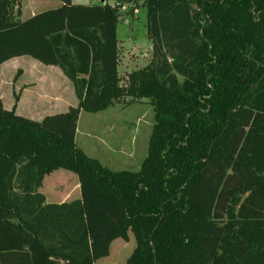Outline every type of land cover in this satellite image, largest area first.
<instances>
[{
	"label": "trees",
	"instance_id": "trees-1",
	"mask_svg": "<svg viewBox=\"0 0 264 264\" xmlns=\"http://www.w3.org/2000/svg\"><path fill=\"white\" fill-rule=\"evenodd\" d=\"M58 1L21 21L0 0V65L56 66L77 98L39 122L0 101V264H94L129 232L125 264H264V0H141L152 58L123 85L119 6ZM124 98L153 111L137 172L75 144L81 111ZM59 170L80 197L46 203Z\"/></svg>",
	"mask_w": 264,
	"mask_h": 264
},
{
	"label": "crops",
	"instance_id": "crops-1",
	"mask_svg": "<svg viewBox=\"0 0 264 264\" xmlns=\"http://www.w3.org/2000/svg\"><path fill=\"white\" fill-rule=\"evenodd\" d=\"M36 4L38 5L35 8ZM49 4L53 7H58L60 2L58 0H18L14 7L13 15L15 19L21 21L26 20L39 12L47 10L46 8H48ZM23 7L27 11L25 15L22 13ZM22 16H26V19H22ZM119 43L120 40L118 39V50H120ZM132 56L133 53L131 52L129 54H124L123 67H129V69H126L125 71L127 74L132 72ZM120 60L121 56L119 55L118 72L121 71L122 67ZM147 64L148 62L139 68H135L134 71L145 67ZM0 101L5 109L10 110L14 108L17 115L38 122L46 116L63 113L69 107H75L77 105V98L73 86L58 67L45 66L37 61L27 60L26 57L14 58L0 65ZM122 101L129 103L128 101H130V98H124ZM118 102H120V100H118ZM137 102H139V105H141V103H148L147 100H140ZM115 103H117V101ZM121 109L126 110L127 107ZM81 112L76 128V146L86 155L97 159L110 170L121 165L132 166L134 161L132 154L128 153L123 156L122 153H119V148L123 145V136L121 135V132L119 133V136L114 134L108 138L110 142L114 141L118 144V153L113 151L105 153L103 148L87 140L80 139L79 143L78 135ZM47 177L50 176H46L43 181L47 179ZM69 180L72 183V188H74V197L70 196L71 188H69L67 183ZM53 181L54 185L52 187L55 188H46L44 193L40 192L42 186L39 188V192L45 197L46 203L62 204L74 199H79L80 192L77 178L75 179L67 174H62L60 177H55ZM57 182L61 183H58L57 185L55 184ZM128 238L127 242L121 239L114 240L110 245L109 255L106 258L110 257L114 244L118 249H125L130 241L129 235ZM100 260H97L94 264Z\"/></svg>",
	"mask_w": 264,
	"mask_h": 264
},
{
	"label": "rangeland",
	"instance_id": "rangeland-1",
	"mask_svg": "<svg viewBox=\"0 0 264 264\" xmlns=\"http://www.w3.org/2000/svg\"><path fill=\"white\" fill-rule=\"evenodd\" d=\"M119 2L120 0H105V3H108L110 6H116L117 4L119 8H122V13L118 16L117 23V39L120 40L119 55L121 56L120 61L122 67L120 72H118L117 68V72L118 76L120 73V84L123 85L125 78L128 75L125 71L126 69H129V67H123L124 54H129L130 52L133 53L131 70L134 71L135 68L145 65L147 62L149 64L152 58V45L146 37V10L142 8V1L129 0L121 4ZM72 3L78 5H98L103 4V1L72 0ZM37 5L38 4L35 5V8ZM53 8L56 7L49 4L46 9L51 10ZM26 12V9L23 7V15H25ZM22 19H26V16H22ZM26 58L27 60H33L30 57ZM122 100L120 99V102L117 101L113 106L100 113L93 114L82 111L78 141L82 139L97 144L105 150V153L111 151L118 153V144L114 141L110 142L108 138L114 134L119 136V133L121 132L124 146L122 145V147L119 148V153H122L123 156L131 153L134 157L133 165H121L117 166V168H112L111 170L137 172L147 154L148 140L154 122L153 111L148 103H141V105H139V102H137L139 100L130 99V101H128L129 103L123 102ZM125 107H127L126 110L121 109ZM62 174H67L76 179L75 175L71 172L62 170L55 171L49 175L50 177H47V179L43 181L40 192L44 193L46 188L52 187L54 185V178L60 177ZM58 183L61 182L55 184L58 185ZM67 183L69 188H71L70 196L74 197L72 183L70 180ZM129 237L130 241L125 249H118L114 244L110 257L102 259L96 264H125L135 248V241L131 232H129Z\"/></svg>",
	"mask_w": 264,
	"mask_h": 264
},
{
	"label": "built area",
	"instance_id": "built-area-1",
	"mask_svg": "<svg viewBox=\"0 0 264 264\" xmlns=\"http://www.w3.org/2000/svg\"><path fill=\"white\" fill-rule=\"evenodd\" d=\"M122 13V8H118V14L120 15Z\"/></svg>",
	"mask_w": 264,
	"mask_h": 264
},
{
	"label": "water",
	"instance_id": "water-1",
	"mask_svg": "<svg viewBox=\"0 0 264 264\" xmlns=\"http://www.w3.org/2000/svg\"><path fill=\"white\" fill-rule=\"evenodd\" d=\"M103 1V4H105V0H102Z\"/></svg>",
	"mask_w": 264,
	"mask_h": 264
}]
</instances>
